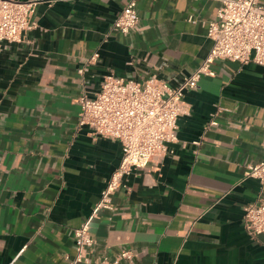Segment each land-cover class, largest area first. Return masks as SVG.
Returning <instances> with one entry per match:
<instances>
[{
  "label": "crops",
  "instance_id": "crops-1",
  "mask_svg": "<svg viewBox=\"0 0 264 264\" xmlns=\"http://www.w3.org/2000/svg\"><path fill=\"white\" fill-rule=\"evenodd\" d=\"M129 1L38 0L36 27L0 42V264H66L90 218L92 264L122 250L134 256L119 264H264V234L243 224L264 196L245 176L264 160V66L254 62L216 60L186 93L177 140L93 216L122 147L79 127V98L109 74L179 85L211 50L221 6L137 0L140 21L125 35L112 25Z\"/></svg>",
  "mask_w": 264,
  "mask_h": 264
},
{
  "label": "built area",
  "instance_id": "built-area-1",
  "mask_svg": "<svg viewBox=\"0 0 264 264\" xmlns=\"http://www.w3.org/2000/svg\"><path fill=\"white\" fill-rule=\"evenodd\" d=\"M37 2L0 0V42H20L36 27L32 15ZM139 21L137 0H130L115 19L112 30L126 35ZM208 36L213 41L208 55L177 86L156 76L139 81L109 74L98 93L79 98V127H87L92 136L115 139L122 147L121 162L108 180L93 216L99 209H114L113 195L126 176L134 169L150 166L177 140L178 119L185 109L186 93L198 87L203 75H213L212 64L216 60L264 66V4L261 0H221L216 18L208 23ZM245 176L259 180L264 186V160L249 164ZM91 219L75 229L76 252L67 257L66 264H92L90 253L96 239L90 231ZM243 224L252 237L264 234L263 195L245 206ZM133 256L131 250H122L113 259L104 257L97 264H119Z\"/></svg>",
  "mask_w": 264,
  "mask_h": 264
}]
</instances>
